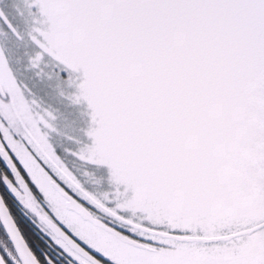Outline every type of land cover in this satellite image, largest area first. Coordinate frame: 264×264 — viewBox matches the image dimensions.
<instances>
[{"label": "snow or ice", "instance_id": "snow-or-ice-1", "mask_svg": "<svg viewBox=\"0 0 264 264\" xmlns=\"http://www.w3.org/2000/svg\"><path fill=\"white\" fill-rule=\"evenodd\" d=\"M31 7L45 18L32 33L35 39L30 37L41 53L32 62L37 70L51 68L82 109L79 143L108 164L113 191L127 188L129 196L183 202L196 219L209 223L215 209L238 197L260 214L235 236L219 233L229 238L231 250L207 264H264V0H32ZM0 25L21 39L2 13ZM214 41V48L207 47ZM44 42L55 44L61 59L48 56ZM209 55L215 64L206 62ZM7 61L0 49V64ZM225 65L231 71L221 101L216 88ZM20 92L0 83V239L7 242L0 245V264H25L20 244L33 264H84L81 252L96 264H155V254H109L52 211L36 165L98 212L14 130L11 112ZM221 107L242 118L245 132L236 155L179 131L186 115L203 123ZM52 147L61 160L79 159L76 149ZM103 222L131 240L160 246Z\"/></svg>", "mask_w": 264, "mask_h": 264}, {"label": "rangeland", "instance_id": "rangeland-1", "mask_svg": "<svg viewBox=\"0 0 264 264\" xmlns=\"http://www.w3.org/2000/svg\"><path fill=\"white\" fill-rule=\"evenodd\" d=\"M31 5L32 0H0V13L8 17L21 36L20 40L13 39L8 30L0 25V49H3L8 57L6 63L0 64V83L11 84L12 87L17 88L18 92L23 89V92H20L21 102L11 112L14 130L28 140L29 134H32L40 145H44L56 165V168H53L54 171L69 188L74 184L83 188L95 201L104 205V208L113 211L122 220L141 227L157 231L153 226H163L164 230L157 232L167 234H171L170 229L190 230L192 234L181 236L184 238L213 239L221 237L219 235L221 232L235 234L243 231L247 224L258 217L260 210L238 197H233L215 209L214 219L209 223L207 220L196 219L192 209L183 202L155 197L141 199L135 194L129 196L127 188L124 192L113 191L110 183L112 172L108 164L102 162V157L92 150L90 145L79 143L78 129L85 119L81 115L82 109L76 107V101L59 86L51 68L41 67L37 70L32 62V58H38L41 53L31 46L30 37L35 39L32 33L40 31L45 18L42 17L39 9L33 10ZM37 43L40 42L37 41ZM216 43L218 42L214 41L207 47L214 48ZM41 48L48 56L57 60L61 59L55 44L44 42L41 43ZM204 59L210 65L216 63L214 56L209 55ZM200 62L201 58H198L196 63ZM230 71V66L225 65L221 72L216 88L218 100L223 99V91ZM179 131L185 136L198 134L205 142L221 148L226 153L236 155L240 151L241 137L245 128L242 118L234 116L221 107L214 116L203 123L197 122L194 116L186 115ZM29 143H31L30 140ZM52 144L63 147L65 150L76 149L79 159L66 156L64 160H61L56 156ZM20 147L23 150V146ZM25 155H27L26 152ZM36 170L41 177L42 190L52 211L77 230L78 234L90 240L104 238L108 246H112L115 250L109 251V254L116 253L123 256L135 253V250L113 242L109 234L84 226L65 209L63 200L54 192L51 179L47 177L43 169L36 165ZM110 204L112 206H109ZM35 207L39 208L38 205ZM122 212L126 215H121ZM220 239V242L215 244L160 240L167 249L164 256L165 264H207L209 260L218 258L231 250L227 242L223 238ZM3 244L0 243V245Z\"/></svg>", "mask_w": 264, "mask_h": 264}, {"label": "flooded vegetation", "instance_id": "flooded-vegetation-1", "mask_svg": "<svg viewBox=\"0 0 264 264\" xmlns=\"http://www.w3.org/2000/svg\"><path fill=\"white\" fill-rule=\"evenodd\" d=\"M29 140L31 142V144H33L34 148L37 150V154L41 157V159H43L44 161H46L49 165L52 166V168H56V165L54 164L53 160L50 158L49 154L46 151V148L44 147V145H40L37 141V139L35 138L34 135L29 134ZM50 166V167H51ZM53 169V170H54ZM52 187L54 188V192L63 200L64 203V207L65 209L72 214L75 218H77L84 226L91 228L92 230H96V231H103L107 234H109L113 240V242H117V244L124 246L125 248L131 249V250H135V253L140 254V255H148V254H155L154 256H152L151 258L155 261V264H165L166 263V259L164 258V256L167 253V249L166 246L163 245V243L160 242V240H174L175 239H167V238H149V237H160V236H153L150 235L144 231H142V229H136L133 227V224L127 220H122L118 215H116L115 213H113V211L104 208V205H102L101 203H98L97 201L94 200V198L85 192V190L77 185H73L71 187V190L73 191V193L75 194L76 197H79L83 200L86 201L87 204L89 205H93L98 212L96 211H92L91 208L87 207L85 204H81L77 199L73 198V196H69V198L73 199L74 201H76L81 207H83L86 211H88V213H90L94 219L101 221L102 223H104L103 221L107 220L110 223L116 224L120 227H123L125 229H127L130 232L135 233L137 236L139 237H143L145 239H150V240H154L157 241L158 244L160 245L157 248H153L152 245L149 244H141L138 241H134L131 240L129 237H127L129 240L133 241L135 244V247H131V244L125 243L123 242L120 238H118L116 235L102 229L99 227L94 226L91 222L84 220L80 215H78L75 212H72L68 209V202L69 200L62 196L58 191H56L55 187L57 186L54 182L51 181ZM105 224V223H104ZM108 227V224H105ZM139 226V225H136ZM141 227V226H140ZM110 228V227H109ZM112 229V228H111ZM114 230V229H112ZM120 233V232H118ZM122 234V233H121ZM41 239H43V237H41ZM92 240H94L96 243L100 244L103 246L104 250L106 252L109 253V251H115L114 248L112 246H108V244L105 242L104 238H92ZM36 242V245L39 241L36 240H32V243ZM82 260L84 261V264H94L91 261L85 259L84 257H82Z\"/></svg>", "mask_w": 264, "mask_h": 264}, {"label": "water", "instance_id": "water-1", "mask_svg": "<svg viewBox=\"0 0 264 264\" xmlns=\"http://www.w3.org/2000/svg\"><path fill=\"white\" fill-rule=\"evenodd\" d=\"M56 191H58L62 196L66 197L69 202H68V209L72 212L77 213L78 215H80L84 220L91 222L94 226L102 228L114 235H116L118 238H120L123 242L134 245L135 243L131 240H129L127 237H125L123 234L118 233L117 231L112 230L111 228L107 227L104 223H102L99 220H96L93 218V216L88 213V211H86L83 207H81L76 201H74L73 199L69 198L68 195L62 190L60 189L58 186L55 187ZM134 228L136 229H142V231L153 235V236H160L162 238H167V239H175L178 242L181 243H194V242H202L204 244H215L218 242H220V238H223L224 241H228V237H216L213 239H194V238H184L181 236H176V235H172V234H167V233H160L151 229H147L144 227H140V226H136L133 225ZM242 232V231H241ZM240 233V232H238ZM237 233L235 234H231L232 236H235ZM19 250L22 253L23 259L25 261V264H33L32 262V258H31V254L28 253L26 248H23L22 244H20L19 246ZM80 255L82 257H84L85 259L91 261L92 263L96 264V261H94L87 253H83L81 252Z\"/></svg>", "mask_w": 264, "mask_h": 264}, {"label": "trees", "instance_id": "trees-1", "mask_svg": "<svg viewBox=\"0 0 264 264\" xmlns=\"http://www.w3.org/2000/svg\"><path fill=\"white\" fill-rule=\"evenodd\" d=\"M0 243L6 244L7 242L5 240H3V239H0ZM34 244H36V242H34ZM37 246H39V242L37 243Z\"/></svg>", "mask_w": 264, "mask_h": 264}]
</instances>
